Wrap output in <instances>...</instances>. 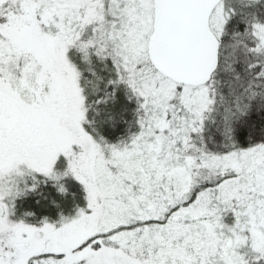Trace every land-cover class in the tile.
I'll list each match as a JSON object with an SVG mask.
<instances>
[{"label":"snow or ice","instance_id":"obj_1","mask_svg":"<svg viewBox=\"0 0 264 264\" xmlns=\"http://www.w3.org/2000/svg\"><path fill=\"white\" fill-rule=\"evenodd\" d=\"M0 264H264V0H0Z\"/></svg>","mask_w":264,"mask_h":264}]
</instances>
